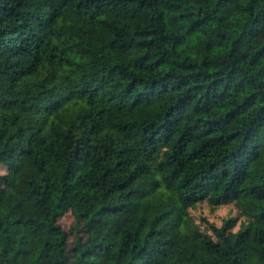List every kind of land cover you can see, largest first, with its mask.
Listing matches in <instances>:
<instances>
[{
	"label": "trees",
	"instance_id": "obj_1",
	"mask_svg": "<svg viewBox=\"0 0 264 264\" xmlns=\"http://www.w3.org/2000/svg\"><path fill=\"white\" fill-rule=\"evenodd\" d=\"M0 165V264H264V0H0Z\"/></svg>",
	"mask_w": 264,
	"mask_h": 264
},
{
	"label": "rangeland",
	"instance_id": "obj_2",
	"mask_svg": "<svg viewBox=\"0 0 264 264\" xmlns=\"http://www.w3.org/2000/svg\"><path fill=\"white\" fill-rule=\"evenodd\" d=\"M0 173H6V170L2 165H0ZM22 207L24 212L26 213L32 211L31 204L27 201L22 202ZM187 212L193 218L194 222L198 223V225L202 229L206 225L205 222L219 225L223 218L235 217L236 221L231 227V230H235L237 229L239 223L245 220L244 216L239 214L235 203L232 202L212 207L204 200H200L188 206ZM201 217H203L204 220H201ZM57 222L62 228L67 231V245H69L73 240L72 225L74 223V216L70 208H66L63 210V212L58 216ZM206 231L211 234V231L209 229H207ZM35 247L36 241H32L28 246L29 252L34 251Z\"/></svg>",
	"mask_w": 264,
	"mask_h": 264
}]
</instances>
